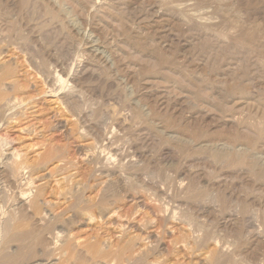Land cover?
I'll return each instance as SVG.
<instances>
[{"label":"rangeland","instance_id":"obj_1","mask_svg":"<svg viewBox=\"0 0 264 264\" xmlns=\"http://www.w3.org/2000/svg\"><path fill=\"white\" fill-rule=\"evenodd\" d=\"M20 1L1 0L0 4V12L8 15L17 12L14 16L18 17L14 18L20 38L15 40L12 34L9 37L6 34L8 41L3 42L5 51L0 62L13 63L15 75L11 80L22 86L25 103L20 110L23 115L14 113L1 121L5 127L2 125L0 129V225L12 212L16 213L15 219L19 218V210L13 211L15 203L21 195L34 193L36 188L31 185V191L28 184L35 177L36 185L45 188L44 193L56 201L60 200L58 193L65 185L63 175L86 179V169L79 166L74 171L69 166L71 161L79 153L101 151L100 139L110 135L113 145L109 146L110 151L106 149L105 156L112 153V163H123L126 157L141 163L135 162L137 166L132 164L124 170L131 176L128 189L135 198L124 201L122 212L137 218L141 214L145 219L149 216L147 220L153 217L154 224H161L162 240L153 256L158 252L163 260L159 256L155 259L161 264H207L208 251H215L218 246L217 249H223L218 252V263L264 264V137L257 139L258 128L264 126V0H194L197 2L194 8L186 12L160 8L153 4L154 0ZM38 6L41 10L36 9ZM189 11L199 15L203 22L209 19L210 27L189 23ZM55 73L66 82L53 80ZM45 76L50 78L45 81ZM73 76L79 84L72 81ZM71 85L81 91L80 97L77 96L81 103L78 110L69 94ZM50 88L64 96L61 103L57 102L58 95L48 92ZM57 122H63L62 131L55 129ZM11 139L22 158L32 164L28 172L18 177L23 185L29 180L23 187L19 180L18 184L16 180L13 182L4 172L6 145ZM235 147L253 153L257 164L250 165L247 161L236 165L213 157L215 151ZM64 164L69 166L68 171H59ZM30 168L34 171L30 172ZM112 187L113 184L109 192L114 190ZM91 194L93 197L94 193ZM6 210L12 212L6 214ZM161 211L170 215L176 212L178 223L176 219L162 218ZM137 218L133 223H137ZM201 221L207 226L204 229ZM120 222L97 219L76 226L74 232L84 243L82 254L90 256L89 251L84 253L94 240L113 238L110 244L115 248L104 262H111L118 252L111 262L114 264L125 251L129 238L141 234L140 230L135 231L136 227L128 231L134 233L123 232ZM169 226L174 229L169 230ZM194 226L207 235L198 231L204 238L198 244L191 237ZM148 227L151 230L152 225ZM189 233L192 235L188 236ZM191 242L193 250L188 244ZM145 243L144 247H150L151 243ZM60 257L54 255L47 264H59L63 260Z\"/></svg>","mask_w":264,"mask_h":264},{"label":"bare ground","instance_id":"obj_2","mask_svg":"<svg viewBox=\"0 0 264 264\" xmlns=\"http://www.w3.org/2000/svg\"><path fill=\"white\" fill-rule=\"evenodd\" d=\"M9 1V0H8ZM13 1V0H12ZM20 1V0H19ZM24 1V0H23ZM27 1V0H26ZM29 1V0H28ZM31 1V0H30ZM35 0L31 1V2H34ZM47 1V0H46ZM71 0H69L70 2ZM79 1V0H78ZM77 1V2H78ZM89 1V0H88ZM92 1V0H91ZM96 2V0H93ZM99 2V0H97ZM194 0H154L153 4H157L161 7H165V8H173V9H177V10H180V11H188V10H191L194 8V3L196 2H193ZM204 1V0H203ZM18 2V1H17ZM16 2V4H18ZM21 2L20 1V5H21ZM30 2V3H31ZM38 2V1H37ZM43 4H44V1H42ZM49 2V0H48ZM46 2V3H48ZM54 1L52 0L51 3H53ZM64 2V0L62 1ZM76 2V0H75ZM4 3V2H3ZM15 3V2H13ZM25 3V1H24ZM22 3V4H24ZM28 3V2H27ZM57 3V1H56ZM59 3V2H58ZM85 3V2H83ZM89 3V2H88ZM100 3V2H99ZM197 3V2H196ZM202 3V2H200ZM205 3V2H204ZM0 4H1V0H0ZM32 4V3H31ZM34 4V3H33ZM32 4V5H33ZM37 4V3H36ZM82 4V3H81ZM109 4V3H108ZM199 4V2H198ZM212 4V3H210ZM215 4V3H214ZM2 5V4H1ZM0 5V6H1ZM11 5V4H10ZM19 5V4H18ZM27 7L29 4H26ZM31 5V7H32ZM39 5V3H38ZM54 5V4H53ZM68 5V4H66ZM70 5V4H69ZM80 5V4H78ZM96 5V4H95ZM101 5V4H100ZM156 5V6H157ZM197 5V4H196ZM203 5V4H202ZM201 5V6H202ZM207 5V4H206ZM22 6V5H21ZM21 6L19 7V12L22 11V9L20 10ZM25 6V4H24ZM59 6V5H58ZM84 6V5H83ZM154 6V5H152ZM212 7L214 5H211ZM13 7V6H12ZM16 7V6H15ZM27 7L25 9H27ZM40 6H38V8L36 7V9H40L39 8ZM63 7V6H62ZM72 7V5H71ZM87 7V5L85 6ZM89 7V6H88ZM94 7V6H93ZM210 7V6H209ZM4 8V7H2ZM1 8V9H2ZM23 8V7H22ZM51 8V7H50ZM66 8H69L66 6ZM83 7H81V10ZM90 8V7H89ZM89 8H86V9H89ZM95 8V7H94ZM199 8V5L198 7ZM211 8V7H210ZM209 8V10H210ZM221 8V7H220ZM14 8H12L13 10ZM30 9V7H29ZM53 9V8H52ZM106 9V8H104ZM208 9V7L206 8ZM217 9V7H216ZM215 9V11H216ZM5 10V9H3ZM8 10V9H7ZM11 10V11H12ZM41 10V9H40ZM63 10V8H62ZM68 10H71V9H68ZM157 10V9H156ZM160 10V9H159ZM176 10V11H177ZM205 10V8H204ZM212 10V9H211ZM11 11H8L11 12ZM67 11V10H66ZM65 11V12H66ZM165 11V9H164ZM163 11V12H164ZM194 11V10H192ZM199 11H201L199 9ZM207 11V10H206ZM5 12V11H4ZM69 11H67V14L69 15L70 12L68 13ZM162 12V13H163ZM191 12V11H189ZM202 12V11H201ZM214 12V11H213ZM7 13V12H6ZM25 13V12H24ZM72 13V11H71ZM157 13H161V12H157ZM181 13V12H180ZM210 13V12H209ZM17 15V12L15 13ZM14 12L10 15L8 14H5L3 12H0V56L1 54L5 51L4 47L2 46L3 45V42L6 41V39L12 34L15 38V40H17L18 38H20V36H18V34H20V28H18L19 26L16 25L15 23V18L16 16ZM43 14V12H42ZM168 14V13H167ZM178 14V13H177ZM176 14V15H177ZM182 14V15H181ZM180 15L183 16V13H181ZM22 15V14H20ZM172 15V14H171ZM179 15V16H180ZM185 15V14H184ZM216 15V14H215ZM164 16V15H163ZM166 16V15H165ZM168 16V15H167ZM166 16V17H167ZM180 16V17H181ZM187 21L189 23H198L199 25H203L205 27H210V20L207 19L205 20L204 19V22L200 20L199 18V15L196 16L193 12L187 14ZM201 16V15H200ZM203 16V15H202ZM18 17V16H17ZM16 17V18H17ZM21 17V16H20ZM49 17V16H48ZM53 17V15H52ZM58 16L57 15H54V18H57ZM141 17V16H140ZM139 17V18H140ZM161 17V15L159 16ZM173 17V16H172ZM205 17V16H204ZM143 18V17H142ZM162 18V17H161ZM170 18V17H169ZM179 18V17H178ZM203 18V17H202ZM60 20V19H59ZM144 20V19H143ZM213 20V19H212ZM28 21V20H27ZM75 21V20H74ZM159 21V20H158ZM163 21V20H161ZM160 21V22H161ZM58 22V20L56 21ZM159 22V23H160ZM150 23V22H149ZM158 23V22H157ZM156 23V24H157ZM193 23V24H194ZM30 24V23H29ZM43 24V23H42ZM169 24V23H168ZM197 24V25H198ZM220 24V23H218ZM60 25V24H59ZM201 25V27H202ZM64 26V25H63ZM214 27V26H212ZM77 28V27H76ZM150 29V28H149ZM22 30V29H21ZM153 30V29H152ZM207 30V29H206ZM24 32H26L25 30H23ZM200 31V30H199ZM208 31V30H207ZM6 34L8 37H6ZM25 34V33H24ZM237 34V33H236ZM31 36V35H30ZM29 36V38H31ZM28 37V35H27ZM233 37V36H232ZM11 38V37H10ZM13 38V37H12ZM13 38V40H14ZM22 39L24 37H21ZM19 40V39H18ZM31 40V39H30ZM29 40V41H30ZM8 41V40H7ZM6 41V42H7ZM28 41V40H27ZM4 42V44L6 43ZM11 43V41H9ZM8 42V43H9ZM34 42V41H33ZM15 45V42L13 43ZM43 44V43H42ZM11 45V44H10ZM12 46V45H11ZM17 46V45H16ZM8 47V46H7ZM15 47V46H14ZM38 47V46H37ZM25 48V47H24ZM40 48V47H39ZM7 49V48H6ZM22 49V48H21ZM45 50V49H44ZM10 51V50H9ZM17 51V50H16ZM22 51V50H21ZM25 51V50H23ZM30 52V51H29ZM34 52V51H33ZM39 52V51H37ZM49 52V51H48ZM96 52V51H95ZM32 53V52H30ZM53 53V52H52ZM94 53V52H93ZM67 54V53H65ZM68 54H70L68 52ZM39 54L37 53V57L39 58L38 56ZM40 55H41V52H40ZM72 55V54H71ZM43 58V56H42ZM1 59V57H0ZM40 59V58H39ZM72 59V58H71ZM30 60V58L28 59ZM38 60V59H37ZM46 60V58H45ZM31 61V60H30ZM30 61H29V64H30ZM35 61V60H34ZM43 61V60H42ZM57 61V60H55ZM60 61V59L58 60V62ZM75 61V60H74ZM4 62V61H3ZM9 61H7V63L4 62L1 63L0 62V129L2 127V119L5 118L8 116V115H11V114H14V113H18V112H22L20 111L21 109H23V106L25 103H24V97L22 96V86H20V84L18 85V83H16V81L13 79V76L15 75L14 74V67L12 66L11 63H8ZM38 62V61H37ZM51 62V61H50ZM89 62V61H88ZM43 64V63H42ZM86 64V63H85ZM50 65V64H49ZM58 65V64H57ZM75 65V64H74ZM79 65V64H78ZM91 65V64H90ZM36 67V65H35ZM84 67H87L84 65ZM38 68V67H37ZM36 69V68H35ZM52 69V68H50ZM36 70H39V69H36ZM67 70V69H66ZM78 69L76 68V71ZM80 70V69H79ZM85 70V69H84ZM42 71V70H41ZM53 71V69L51 70ZM70 71V70H69ZM40 72V71H38ZM49 72V71H48ZM70 73V72H69ZM83 73V71H82ZM80 72V74H82ZM44 74V73H43ZM50 75H53L49 72ZM71 74V73H70ZM76 75L78 74L75 73ZM79 74V75H80ZM86 74V73H85ZM48 74H46L47 76ZM56 75V73L54 74V76ZM78 75V76H79ZM41 76V75H40ZM44 76V75H43ZM45 76V77H46ZM58 77H56V79H53V80H56L57 81H60V82H66V81H63L64 78L62 79L61 75H57ZM60 76V77H59ZM82 76V75H80ZM90 76V75H89ZM54 77V78H55ZM70 77V76H69ZM47 78H50L49 77H46L45 78V81ZM81 78V77H80ZM68 79V78H67ZM83 79H84V76H83ZM82 79V80H83ZM80 80V79H79ZM85 80V79H84ZM83 80V81H84ZM52 80H48V82L51 83ZM68 81V80H67ZM73 82H77L78 81V78L75 76H73V79H72ZM47 82V83H48ZM60 82H58L60 84ZM47 83H44V84H47ZM55 83V82H54ZM71 83V82H70ZM56 84V83H55ZM63 84V83H61ZM78 84H79V81H78ZM46 86V85H45ZM60 86V85H59ZM63 86V85H62ZM65 86V85H64ZM67 86V85H66ZM77 86V84H76ZM76 86L75 88H72V85H71V88L68 87V89L70 90L68 93L70 94L71 96V99L75 102L74 106L75 108L78 110V107H79V103L78 102V97H80V95H78V91L76 89ZM49 87V86H48ZM55 87V86H54ZM62 89V87H60ZM66 88V87H64ZM63 90V89H62ZM60 91V89L58 90V92ZM68 91V90H66ZM50 92V94L52 95H58L56 92H55V89L54 88H50V90L48 91ZM48 92L45 93L48 94ZM81 92V91H80ZM56 93V94H54ZM66 93V92H65ZM64 94V93H62ZM82 94V93H80ZM65 95V94H64ZM78 96V97H77ZM57 102L59 101L61 103V100H64V96L63 95H58L57 96ZM66 98H67V94H66ZM69 98V97H68ZM80 99V98H79ZM68 100V99H66ZM65 100V101H66ZM26 102V100H25ZM58 102V103H59ZM64 102V101H63ZM98 103V102H97ZM96 103V104H97ZM106 103V102H105ZM65 105V104H64ZM66 108H68L67 105H65ZM64 106V107H65ZM80 106H81V103H80ZM95 106V105H94ZM26 109V108H24ZM70 109V108H68ZM74 111H76V109L72 108ZM80 109V108H79ZM85 110V109H84ZM83 110V111H84ZM89 110V109H88ZM25 111V110H24ZM93 111V110H92ZM129 112V111H128ZM88 113V112H87ZM86 113V114H87ZM24 114V112H22V115ZM81 113H79L78 115H80ZM93 114V113H92ZM105 114V113H104ZM103 114V115H104ZM107 114V112H106ZM110 114V112H109ZM117 114V113H116ZM176 114V113H175ZM19 115V114H18ZM82 115V114H81ZM91 116V114H89ZM112 115V114H111ZM16 116V115H15ZM86 115H84V118H85ZM88 117V115H87ZM129 118V117H128ZM81 119H82V116H81ZM85 120V119H84ZM105 120V119H104ZM4 121V120H3ZM77 121V119H76ZM108 121V120H107ZM106 121V122H107ZM114 121V120H113ZM78 122H79V119H78ZM81 122V121H80ZM86 122V121H85ZM105 122V123H106ZM121 122V121H120ZM110 125H111V122H109ZM55 124V123H54ZM63 122H57L56 123V126H55V129L56 127L57 128H61L63 127L62 126ZM5 125V124H4ZM3 125V126H4ZM53 126V125H52ZM100 126V125H99ZM98 126V127H99ZM103 126V125H102ZM109 126V125H108ZM113 126V125H112ZM5 127V126H4ZM65 127V126H64ZM54 128V127H53ZM92 128V127H91ZM110 128V127H109ZM3 129V128H2ZM93 129V128H92ZM125 129V128H124ZM3 130H6V129H3ZM58 130V129H57ZM62 131V129H60ZM99 130V129H98ZM106 130V129H104ZM92 131V130H91ZM100 131V130H99ZM111 131V130H110ZM114 131H112L111 133H113ZM6 133V132H5ZM102 133V132H101ZM107 133V132H106ZM110 133V134H111ZM115 133V132H114ZM113 133V134H114ZM8 134V133H7ZM105 134V132H104ZM3 135V133H2ZM6 135V134H5ZM3 135V136H5ZM231 135V134H230ZM1 136V134H0ZM103 136V135H102ZM105 136V135H104ZM112 136V135H111ZM7 136H5V139L7 140L6 138ZM101 137V136H100ZM114 137V135H113ZM112 137V138H113ZM171 137V136H170ZM241 137V136H240ZM247 137V136H245ZM250 137H251V134H250ZM264 137V126H260L258 128V131H257V139L259 138H262L263 139ZM2 138V137H1ZM4 138V137H3ZM99 138V137H98ZM10 140V137L8 138ZM100 139V138H99ZM2 140V139H1ZM6 140H3V141H6ZM102 140L103 142H101L102 144L100 145L102 148L101 151H91V152H86V153H79L78 157L75 156L72 157L73 161H71V164L69 165L70 167H72V169L76 172L79 170L78 167H84L86 169V172L88 173L87 175V178L86 179H80L78 180H75L74 178H72V175L69 177V174L67 176V174L63 175L64 177H62L64 180H65V185L64 187L63 186H60V187H63V189H61L62 191H60L58 194L60 197V200L59 201H56V200H53L51 198L48 197L47 193L45 194L43 191L44 189L40 188L38 185H36V182H35V179H32L28 185H30V190L33 191V187L31 188V185H34V188H36L33 192V194L30 195V192L28 193L29 195L28 196H20L19 198H17V203H15L16 205V208L15 206H13L15 209L14 210H19V213H20V216H18L19 218H16V213L14 215V213L12 211H9L12 212V214L10 213L9 216H7V218H4L5 220L3 221V224L2 226L0 225L1 227V230H0V264H47L51 259V257H53L54 255H57L58 254L62 257L63 256V260L60 261L59 260V264H111V262H114L115 260H113V258L115 257L116 258V252L115 256L112 257V260H110L111 262H104L105 260L104 259H107L108 256L112 253V248H115V247H111L113 246L112 244H110V242H112V239L110 241V238L108 237V239H101L99 238V241L97 240H94L92 243H90L89 247H88V250L85 251V255H86V252L89 251V255L88 257H85L82 253V247L84 246V243L83 241H81V237L79 238V236L74 232V228L76 226H79V225H82L86 220L88 222L91 223V221L93 220H97L99 219L100 220H108V221H112L113 220H120L121 222L119 223V226L120 228L123 230V232H127V234H131L133 231L131 230L129 233L128 231L130 229H133L134 227H136V230L135 231H138L140 230L139 232L141 234L139 235H135L133 237H130L129 240H128V243L126 245V248H125V251L120 253L119 254V258L118 260L114 263V264H161V262L157 259H155V257L159 256L158 252L156 254V256H153V254L155 255V251L158 249L160 243H161V240H162V229L160 230L159 226H161V224L159 226H157L155 223V218L154 220L152 221V218L151 220H149V216H147V218H149L147 220V218L145 219V217L141 214L139 218L133 215L131 216H128V215H124L122 212V210H124V201L128 200V199H131L132 198V195L130 194V191L128 189V183L130 182V178L131 176L129 175V173H126L124 172V170L128 169V167H130L129 165H136L137 163L135 162H139V161H134V159H129L128 157L124 158L125 162H120L118 164H115V162L112 163V160L114 158L111 157L112 153L110 155H107L105 156V151H107L106 149H109V151L111 150L109 148L110 145H113L112 141L111 140V137L110 135L108 136H105L103 139H100ZM120 141V140H119ZM8 144L6 145V161L4 162V165L5 167V175H8V177L11 178V180L14 182L15 180V183L17 182L18 184V177H22L21 175H23V173L25 171H27V169L29 168V165L28 164V161L27 159H25V157L22 158V155L20 153V150L18 151L17 148L14 146V142H12V139L11 141H7ZM99 142V141H98ZM97 142V143H98ZM117 142V141H116ZM115 142V143H116ZM255 141H253L254 143ZM172 143V142H171ZM233 143V142H232ZM92 144V143H91ZM246 144H247V141H246ZM3 145V143H2ZM116 145V144H115ZM241 145V144H240ZM248 145V144H247ZM239 146V145H238ZM237 146V147H238ZM250 146V145H249ZM196 147V146H195ZM96 148V147H95ZM248 148V147H247ZM2 149V148H1ZM48 149V148H47ZM46 149V150H47ZM120 149V148H119ZM132 149V148H131ZM50 150V149H49ZM81 150V149H80ZM116 150V149H115ZM1 151V150H0ZM82 151V150H81ZM144 151V150H143ZM251 151V149H250ZM122 152V151H121ZM252 152V151H251ZM109 153V152H108ZM168 153V152H167ZM122 154V153H121ZM138 154V153H136ZM135 154V155H136ZM253 154V153H252ZM249 153V151L245 148L244 150H238L236 149V147L232 150L230 149L229 151H223V152H219V151H215L213 152V157L217 160H225L229 163H232V164H236V165H241V164H244L246 163L247 161L248 164L252 165L253 163L257 164V161H256V158ZM146 155V154H145ZM150 155V154H149ZM256 155V154H255ZM142 156V155H141ZM46 157V156H45ZM50 157V156H49ZM135 157V156H134ZM48 158V157H46ZM133 158V157H132ZM259 158V157H258ZM45 159V158H44ZM71 159V158H70ZM123 159V158H122ZM135 159H138L135 158ZM3 160V159H2ZM142 161V160H141ZM1 162V161H0ZM42 162V161H41ZM156 162V161H155ZM30 163V162H29ZM139 165L141 164L140 162L138 163ZM260 164V163H259ZM1 165V164H0ZM34 165V164H33ZM174 165V164H173ZM68 165L64 164V166H62L61 168L59 167V171H68V168L69 167ZM127 166V167H125ZM137 166V165H136ZM171 166V165H170ZM134 167V166H133ZM2 168V169H3ZM40 167H38L39 169ZM136 168V167H135ZM139 168V167H138ZM32 169V168H30ZM58 169V168H57ZM71 169V170H72ZM78 169V170H77ZM37 170V168L35 169ZM136 170V169H135ZM259 170V169H257ZM29 171V170H28ZM27 171V172H28ZM33 172L34 170H30V172ZM128 171V170H127ZM143 171V170H142ZM3 172V171H2ZM26 172V173H27ZM29 172V173H30ZM38 171H36L37 173ZM63 173V172H61ZM67 173V172H66ZM31 174V173H30ZM30 174H28V178L30 177ZM76 174V173H75ZM131 174V173H130ZM145 174V173H144ZM26 175V174H25ZM32 175H35L34 173H32ZM37 175V174H36ZM133 175V174H132ZM135 175V173H134ZM40 176V175H39ZM26 177V176H25ZM41 177V176H40ZM74 177V176H73ZM134 177V176H133ZM144 177V176H143ZM9 178V180H10ZM39 178V177H38ZM23 178H21V181ZM26 179V178H25ZM31 179V178H30ZM10 180V181H11ZM28 180V179H27ZM26 180V182H27ZM137 180V179H135ZM25 181V180H24ZM29 181V180H28ZM37 181V180H36ZM41 181V179H40ZM8 182V181H7ZM25 182V185L28 183ZM58 182V181H57ZM13 183V185L15 184ZM19 183H20V180H19ZM24 182L20 183L22 184L21 187L25 186L23 185ZM39 183V182H38ZM37 183V184H38ZM59 183V182H58ZM184 183V182H183ZM182 183V185H183ZM10 184V182H9ZM41 184V183H40ZM39 184V185H40ZM112 184L114 185V190H111L110 191V188L112 186ZM131 183H129L130 185ZM185 184V183H184ZM62 185V184H61ZM144 185V184H143ZM142 185V186H143ZM180 184V186H182ZM11 186V185H10ZM16 186V184H15ZM14 186V187H15ZM163 186V185H162ZM18 187V186H17ZM16 187V188H17ZM178 187V186H177ZM189 187V186H188ZM12 188V187H11ZM19 188V187H18ZM17 188V189H18ZM25 188V187H24ZM130 188V187H129ZM165 189V188H163ZM181 189V188H179ZM24 191V189H22ZM29 190V191H30ZM20 191V190H19ZM22 191V192H23ZM25 191H27V189H25ZM20 192V193H22ZM28 192V191H27ZM24 194L26 192H23ZM32 193V192H31ZM91 193H94L93 197H92V194ZM170 193V192H169ZM91 194V195H90ZM165 194V193H164ZM20 194H18L19 196ZM27 195V194H26ZM156 195V194H155ZM12 196V195H11ZM17 196V194H16ZM204 197V196H203ZM16 198L14 199V201H16ZM135 197H133L132 199H134ZM146 198V197H145ZM202 199V198H201ZM210 199V198H209ZM143 200V198L141 199ZM154 200V199H153ZM200 200V199H199ZM205 200V199H204ZM157 200H155V203H156ZM145 203V201H143ZM178 203V202H177ZM189 203V202H188ZM206 203V202H205ZM210 203V201H209ZM158 204V203H157ZM169 205V204H167ZM8 206V205H7ZM11 206V205H10ZM152 206V205H151ZM155 206V205H154ZM163 206V205H162ZM1 207V206H0ZM164 207V206H163ZM169 207V206H168ZM10 208V207H8ZM153 208V207H152ZM167 208V207H166ZM206 208V207H205ZM2 209V208H1ZM155 209V207L153 208ZM160 212V205L159 207L157 208ZM165 209V208H164ZM181 209V208H180ZM17 210V211H18ZM163 210V208H162ZM167 210V209H166ZM4 211V210H3ZM8 211L6 210L5 213ZM154 211V210H153ZM152 211V212H153ZM157 210H155L154 212H156ZM164 211V210H163ZM169 211V209L167 210ZM177 211V210H176ZM179 211V210H178ZM162 212V211H161ZM173 212V211H172ZM207 212V211H206ZM2 213V212H1ZM4 213V212H3ZM6 213V214H7ZM8 213V214H9ZM163 213V214H162ZM160 213V216L162 218H169V219H176V216L175 214H177L176 212H173V215H170V213H167V212H162ZM175 213V214H174ZM179 213V212H178ZM204 213V212H203ZM145 215V213H143ZM147 214V212H146ZM156 214V213H155ZM153 214V215H155ZM195 214V213H194ZM18 215V214H17ZM138 215V214H137ZM151 215V213H150ZM5 216V215H4ZM157 216V215H156ZM158 217V216H157ZM0 218H1V214H0ZM137 218V223H133V220H135ZM159 218V217H158ZM157 218V219H158ZM166 218V220H167ZM177 218L179 219V216H177ZM198 218V217H197ZM203 218V217H202ZM178 219H176L177 223H178ZM192 218H190L191 220ZM161 220V218H160ZM163 220V219H162ZM161 220V221H162ZM173 220V221H174ZM194 220V219H193ZM197 222L198 220L195 219ZM1 221V220H0ZM158 221V220H156ZM2 222V221H1ZM175 222V221H174ZM186 222V221H185ZM200 222V221H199ZM202 222V221H201ZM176 223V222H175ZM192 223V222H191ZM190 223V224H191ZM196 223V222H195ZM204 222H202L203 224ZM148 224L152 225V228L151 230H148L149 227H148ZM168 224V223H167ZM189 224V223H188ZM187 224V225H188ZM199 224V223H198ZM201 224V223H200ZM199 224V225H200ZM172 225V224H171ZM175 225V224H173ZM181 225V224H180ZM194 225V224H193ZM192 224L190 226H193ZM204 225V224H203ZM189 226V225H188ZM169 230H173V226H169ZM178 227V226H177ZM201 227V225H200ZM195 227L193 228V235L192 234H187L188 236L192 235L191 237H193V240L195 243L198 244V242L201 241V239L203 238L202 235H200V233L198 234V231L201 230V228L204 229V227H207V226H203V227ZM168 228V227H167ZM166 228V229H167ZM176 228V227H175ZM181 228V227H180ZM138 229V230H137ZM208 229V228H207ZM121 230V232H122ZM176 230V229H175ZM189 230V228H188ZM119 231V230H118ZM206 231V230H205ZM173 232V231H171ZM187 232V231H186ZM201 232H204L203 230H201ZM134 233V232H133ZM166 233V231H165ZM215 233V232H214ZM138 234V232H137ZM205 234V232L203 233ZM130 236V235H128ZM128 236H124V238H127ZM185 236V235H184ZM204 236L207 237V235L205 234ZM122 237V236H121ZM210 237V236H208ZM186 238V237H185ZM215 238V237H214ZM191 239V238H190ZM189 239V241H190ZM204 239V238H203ZM202 239V240H203ZM209 239V238H208ZM217 239V237H216ZM123 240V239H122ZM125 240L127 239H124V242ZM215 240V239H213ZM188 241V240H187ZM188 241V242H189ZM192 241V240H191ZM212 241V240H211ZM127 242V241H126ZM145 242H148L151 243L150 247L148 245H146L147 247H144V245L146 244ZM218 242L217 244H219V240H215V243ZM141 243V245H140ZM210 243V242H209ZM213 243V242H212ZM214 243V244H215ZM226 243V242H225ZM234 243V242H233ZM126 244V243H125ZM185 244V243H184ZM190 245V248H194V245H192L193 243H188ZM216 244V246H217ZM222 243H220L219 245H221ZM87 245V244H86ZM138 245V246H137ZM187 245V244H186ZM192 245V246H191ZM210 245V244H209ZM225 245V244H224ZM143 246V247H142ZM205 246V245H204ZM208 246V245H207ZM206 246V247H207ZM211 246V245H210ZM214 246V245H213ZM214 246V247H216ZM232 246V245H231ZM110 247V249H109ZM213 247V248H214ZM226 247V246H225ZM119 248V247H118ZM189 248V247H188ZM192 248V250H193ZM209 248V246H208ZM207 248V249H208ZM211 248V247H210ZM210 248L208 250H210ZM218 248V246H217ZM215 251H212V249L210 251H208V253L210 252V256L208 257V253H207V257L209 259L208 260V263L207 264H223V263H218V259H219V255H218V252H220V249H217ZM224 248V247H223ZM124 249V248H123ZM225 249V248H224ZM83 250V251H84ZM229 250V248L227 249ZM195 253V252H194ZM205 254V253H204ZM232 254V253H231ZM112 255V254H111ZM151 255L154 257H152L153 260H156L155 262H151L153 261L151 259L150 261V257ZM228 255V254H226ZM56 257V256H55ZM54 257V258H55ZM60 257V258H61ZM262 257V256H261ZM59 258V257H58ZM114 258V259H115ZM159 259L161 258V256L158 257ZM164 258V257H163ZM221 258V257H220ZM250 258V257H249ZM62 259V258H61ZM111 259V258H110ZM162 259V258H161ZM245 259V258H244ZM264 259V257H263ZM163 260V259H162ZM249 260V259H248ZM258 260V259H257ZM52 261V260H51ZM54 261V260H53ZM246 261V260H245ZM58 262V261H57ZM247 262V261H246ZM251 262V261H250ZM257 262V261H256ZM53 263V262H52ZM204 263V261H203ZM206 263V262H205ZM248 263V262H247ZM252 263V262H251ZM166 264V263H164ZM231 264V263H230ZM257 264V263H256ZM261 264V263H260Z\"/></svg>","mask_w":264,"mask_h":264}]
</instances>
